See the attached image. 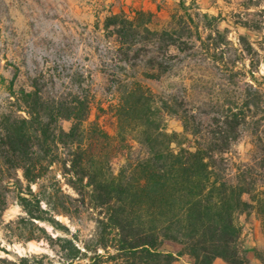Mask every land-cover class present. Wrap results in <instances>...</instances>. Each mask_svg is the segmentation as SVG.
I'll use <instances>...</instances> for the list:
<instances>
[{
    "label": "trees",
    "instance_id": "trees-1",
    "mask_svg": "<svg viewBox=\"0 0 264 264\" xmlns=\"http://www.w3.org/2000/svg\"><path fill=\"white\" fill-rule=\"evenodd\" d=\"M180 7L183 14L173 15L161 30L150 28V11L104 17L103 30L115 38L122 70L160 80L178 58L170 50L183 54L197 43L211 60L217 51L223 57L228 41L225 37L217 42L220 16L197 11L194 24L188 7ZM241 23L249 32H262L264 8L244 0ZM241 41L240 104L204 102L197 113L187 102L165 99L138 81L121 82L115 136L90 121L93 97L74 77L66 93L55 85L47 92L36 80L28 91L10 85L11 108L0 116L1 233L18 236L10 228L29 225L39 236L31 234L26 240L43 235L58 245L61 260L69 264H174L183 256L192 264H213L216 259L251 264L236 217L254 212L264 235V76H256L264 58L246 35ZM164 116L178 119L183 132L169 133ZM64 121L70 123L68 131L61 125ZM242 131L249 133L252 150L247 162L233 166L227 155ZM187 142L190 148L184 147ZM13 189L21 215L4 224ZM84 213L92 216L95 232L83 247L73 239L54 240L43 226L55 228L57 216L80 219ZM165 243L179 250L162 251ZM255 253L264 264V252ZM0 264L19 263L0 259Z\"/></svg>",
    "mask_w": 264,
    "mask_h": 264
},
{
    "label": "rangeland",
    "instance_id": "rangeland-1",
    "mask_svg": "<svg viewBox=\"0 0 264 264\" xmlns=\"http://www.w3.org/2000/svg\"><path fill=\"white\" fill-rule=\"evenodd\" d=\"M144 1V0H142ZM244 0H146L154 7V18L150 25L153 30L167 28L173 15L183 14L180 4L189 9L194 24L198 23L195 12L220 16L217 26L222 38L228 44L222 46V56L217 51L216 59L211 60L204 50L179 54L172 63L170 74L160 80L145 79L140 71L122 70L115 53V38L103 30V19L110 13H124L133 16L136 10L150 11L145 6H128L124 0H0V116L11 108L8 102L7 89L30 90L33 81L46 86L47 92L56 90L68 92L74 77L89 89L93 97L90 121H97L110 135L117 133V120L114 108L118 103V86L121 82L138 81L147 86L153 93L165 99L187 102L189 108L197 113L204 102L213 105L235 102L240 104L243 89V41L246 35L264 58V30L249 32L243 29ZM264 8V0H253ZM144 8V9H143ZM152 12V11H150ZM205 22V21H204ZM215 36V35H214ZM225 44V43H224ZM221 50V49H220ZM234 63V64H233ZM257 77L264 76V65L260 66ZM68 131L70 123H61ZM166 130L182 133L181 122L175 117L164 116ZM187 142L185 148H190ZM177 149L175 145L172 146ZM252 150L251 137L242 131L240 138L233 144L227 158L233 166L248 161ZM121 162L115 163L118 168ZM18 178L24 184L19 172ZM18 188V186H16ZM36 190V187H32ZM66 193L72 194L66 186ZM17 189L8 195V208L3 214L4 224L21 215L16 202ZM245 200L248 198L245 196ZM58 224L53 228L43 224L48 235L73 239L80 247L88 242L95 232V224L90 214L84 213L79 218L69 219L57 216ZM236 221L242 228L241 241L246 256L251 264H260L255 251L264 252V235L259 218L254 212L239 214ZM2 225L0 229H4ZM15 234L1 233L0 259L23 264H69L61 260L58 245L48 242L43 235L39 240L25 238L31 234L39 236L29 225H18L10 228ZM162 251L177 252L179 246L165 243ZM186 259V258H185ZM86 260L73 264H87Z\"/></svg>",
    "mask_w": 264,
    "mask_h": 264
},
{
    "label": "crops",
    "instance_id": "crops-1",
    "mask_svg": "<svg viewBox=\"0 0 264 264\" xmlns=\"http://www.w3.org/2000/svg\"><path fill=\"white\" fill-rule=\"evenodd\" d=\"M124 3H126V5H128V6H133V7L145 6L150 11H152V12L154 11V7L152 6V4H150V3L147 4L146 0H144V1H142V0H124ZM171 253H176V252H171ZM174 264H192V260L188 256H183V257L177 259ZM213 264H225V263L221 259H216Z\"/></svg>",
    "mask_w": 264,
    "mask_h": 264
}]
</instances>
